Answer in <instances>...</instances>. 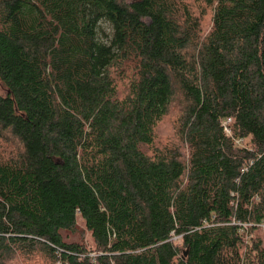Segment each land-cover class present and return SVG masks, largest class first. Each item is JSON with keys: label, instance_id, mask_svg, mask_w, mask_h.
<instances>
[{"label": "trees", "instance_id": "trees-1", "mask_svg": "<svg viewBox=\"0 0 264 264\" xmlns=\"http://www.w3.org/2000/svg\"><path fill=\"white\" fill-rule=\"evenodd\" d=\"M0 86V264H264V0H0Z\"/></svg>", "mask_w": 264, "mask_h": 264}, {"label": "rangeland", "instance_id": "rangeland-1", "mask_svg": "<svg viewBox=\"0 0 264 264\" xmlns=\"http://www.w3.org/2000/svg\"><path fill=\"white\" fill-rule=\"evenodd\" d=\"M2 91H3V89L0 86V92H2ZM159 130H160V134H161L160 137L163 140H166V139H168L169 137H171L173 135L174 132H173V116L172 115L163 122V124L160 126ZM79 222H80V230L84 233V238L89 240V233H87L85 231V227H84L83 221L80 219ZM75 239L80 240L82 238L79 235H76ZM13 264H24V263L23 262H19V263L15 262ZM25 264H31V263L25 262ZM36 264H45V263H42V261H40V262H37Z\"/></svg>", "mask_w": 264, "mask_h": 264}, {"label": "water", "instance_id": "water-1", "mask_svg": "<svg viewBox=\"0 0 264 264\" xmlns=\"http://www.w3.org/2000/svg\"><path fill=\"white\" fill-rule=\"evenodd\" d=\"M188 252H189V250H186V251L184 252V258L187 257Z\"/></svg>", "mask_w": 264, "mask_h": 264}, {"label": "built area", "instance_id": "built-area-1", "mask_svg": "<svg viewBox=\"0 0 264 264\" xmlns=\"http://www.w3.org/2000/svg\"><path fill=\"white\" fill-rule=\"evenodd\" d=\"M229 122H231V119L229 120Z\"/></svg>", "mask_w": 264, "mask_h": 264}]
</instances>
